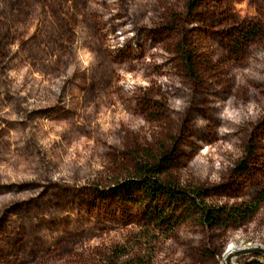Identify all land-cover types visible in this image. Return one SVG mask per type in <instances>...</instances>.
I'll return each mask as SVG.
<instances>
[{
	"label": "rangeland",
	"instance_id": "obj_1",
	"mask_svg": "<svg viewBox=\"0 0 264 264\" xmlns=\"http://www.w3.org/2000/svg\"><path fill=\"white\" fill-rule=\"evenodd\" d=\"M0 264H264V0H0Z\"/></svg>",
	"mask_w": 264,
	"mask_h": 264
},
{
	"label": "trees",
	"instance_id": "obj_2",
	"mask_svg": "<svg viewBox=\"0 0 264 264\" xmlns=\"http://www.w3.org/2000/svg\"><path fill=\"white\" fill-rule=\"evenodd\" d=\"M200 1L201 0H193L195 4ZM259 31L260 30H253V32H251V36H249L252 37V35H256ZM227 117L231 116L228 115ZM158 171L159 170L157 165L141 166L139 167L137 176L138 180L133 179L131 181L124 182L115 187L114 190H116L117 193L120 194L125 189L131 191L135 188L143 190L150 198H153L154 200L159 199L161 196L165 197L169 202L185 201L189 203L190 206L197 208L204 224L212 227H223L230 223L247 221L258 210L257 205H209L204 199L205 193L201 188L198 187L187 189L161 181L153 177L156 176Z\"/></svg>",
	"mask_w": 264,
	"mask_h": 264
},
{
	"label": "bare ground",
	"instance_id": "obj_3",
	"mask_svg": "<svg viewBox=\"0 0 264 264\" xmlns=\"http://www.w3.org/2000/svg\"><path fill=\"white\" fill-rule=\"evenodd\" d=\"M233 246V249L235 250L236 248H238L237 246H234V245H232ZM232 246H231V249H232ZM233 251V250H232ZM231 251V252H232Z\"/></svg>",
	"mask_w": 264,
	"mask_h": 264
}]
</instances>
